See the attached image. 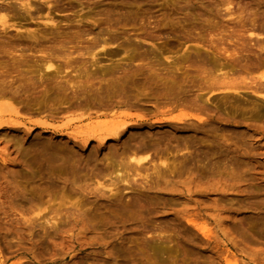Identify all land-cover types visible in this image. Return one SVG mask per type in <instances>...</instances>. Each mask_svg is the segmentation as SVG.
I'll return each mask as SVG.
<instances>
[{"label": "rangeland", "instance_id": "1", "mask_svg": "<svg viewBox=\"0 0 264 264\" xmlns=\"http://www.w3.org/2000/svg\"><path fill=\"white\" fill-rule=\"evenodd\" d=\"M31 3L0 29V264H264V0Z\"/></svg>", "mask_w": 264, "mask_h": 264}, {"label": "bare ground", "instance_id": "2", "mask_svg": "<svg viewBox=\"0 0 264 264\" xmlns=\"http://www.w3.org/2000/svg\"><path fill=\"white\" fill-rule=\"evenodd\" d=\"M2 1L3 0L0 1V29L3 30V32H5V30L8 27L14 25L13 22L8 21L9 20L8 17H15V13H13V12H15L17 10H21L22 12H24V14L31 16V9H32L31 0H14L15 2L17 1L18 5L11 4V3L1 4ZM33 10H35V9H33ZM44 21L45 22H49V23L53 22V19H52V17L50 16V14L48 12L44 16ZM87 33L88 32H83V31H80V33H77V31H75L74 34L76 35V37L77 36L80 37L81 35H87ZM28 34L33 37V35L30 32ZM27 37H29V36H27ZM113 38L114 37H112L111 40ZM15 39L19 40L21 38L20 37H16ZM33 39H35V37H33ZM87 40L89 41V43H88L89 45H85V51L87 53L91 54V57L94 56V52H93L94 48L93 47L91 48V46H93L95 44L96 45H102L105 42H107V40L104 37L101 38L97 34H95L94 36H92L91 38H89ZM18 43H19V41H18ZM7 45L8 46H12L13 44L11 42H8ZM89 49H91V50H89ZM233 49L234 48H232L231 50L228 49V48H222V53H225L228 56H232ZM49 55H50V53L48 52L46 54V56L41 57L42 58L41 65L43 67L41 69V66L38 65L39 66L37 68L38 71H41L43 69L47 70V69L52 68L53 64L51 63L49 58H46V57H50ZM21 56H22V53L17 56L18 58L16 60L20 61L21 60ZM94 61L95 60H93L92 62H94ZM220 64H222V63H220ZM220 64L218 66H220ZM54 70H55V72H57L56 68H54ZM223 73H225V71ZM223 73H220L219 76L224 77ZM230 87H232V86H230ZM4 97H6L5 93L3 91H0V98H4ZM1 104L2 103L0 102V105ZM3 104H7L9 109H11L12 111L16 112V110L9 103H5L4 102ZM11 110H10V112H11ZM3 112H5V111H3ZM0 115H1V108H0ZM97 116H99V115H97ZM176 119L178 121L182 120L180 115L176 116ZM127 123L128 122L125 119H120V120H117V121H113V122L108 123V124H106L104 122H98L95 125L97 131H92L91 133L86 134L85 136L82 137V139L84 141H86L88 138L95 137L98 140H103L104 138H108V137L112 138V137L119 136L120 131H123L126 128ZM130 151L131 152L129 154L126 153L127 155L124 156V158H127V161H132V162H135V163L139 164L142 161H144L146 159V157H147L146 154L145 155L144 154H137L136 150H134V151L130 150ZM121 163H122V160H121V162L119 164H121ZM121 166H123V165L121 164Z\"/></svg>", "mask_w": 264, "mask_h": 264}]
</instances>
